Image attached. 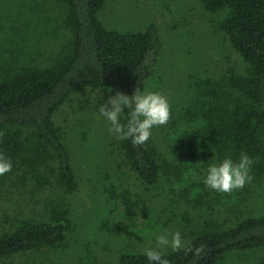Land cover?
Segmentation results:
<instances>
[{
  "label": "trees",
  "instance_id": "trees-1",
  "mask_svg": "<svg viewBox=\"0 0 264 264\" xmlns=\"http://www.w3.org/2000/svg\"><path fill=\"white\" fill-rule=\"evenodd\" d=\"M13 1L24 6L23 18L4 20L9 13L0 14V68L4 66L0 70V153L13 163L1 179L26 176L43 187L51 182L47 174L51 170L56 183L71 193L77 189V179L55 113L85 88L103 89L113 96L147 90L156 77L163 41L153 22L143 28L108 26L101 17L107 0ZM199 1L206 12L221 15L217 30L240 56L244 69L232 65L219 75L192 74L186 79L179 93L187 98L168 124L171 144L161 145L153 131L144 145L117 139L126 163L145 184L162 196L178 193L208 209L186 241L190 251L163 252L169 264H229L226 259L232 253L264 251V207L258 214L236 220L213 219L216 201L233 200L236 190L219 194L202 182L213 160L225 156L236 160L245 152L255 162L252 182L237 190L240 201L255 197L264 184V0ZM52 6L60 9L58 15L57 10L50 12ZM49 36L59 38L57 47L47 45ZM4 61L31 64L11 67L16 64ZM71 211L60 202L48 204L42 218L16 220L0 231V258L40 249L64 252ZM198 248L202 250L197 255ZM144 253H121L117 263L148 264ZM253 264H264V256Z\"/></svg>",
  "mask_w": 264,
  "mask_h": 264
},
{
  "label": "rangeland",
  "instance_id": "rangeland-1",
  "mask_svg": "<svg viewBox=\"0 0 264 264\" xmlns=\"http://www.w3.org/2000/svg\"><path fill=\"white\" fill-rule=\"evenodd\" d=\"M56 10L58 15L60 9L54 6L50 12ZM6 13L9 15L4 20L22 19L24 6L13 0H0V14ZM220 16L206 12L199 0H107L101 13L104 23L112 28H143L149 22L159 28L163 48L155 80L149 82L147 90L168 97L169 122L183 108L187 97L179 89L186 87L190 75H219L232 65L244 69L240 56L217 30ZM55 40L49 36L50 49L57 47L59 38ZM22 63L29 65L31 61L3 64H16L11 66L16 67ZM32 63L43 65L47 61ZM160 76L163 79L158 84ZM111 96V92L103 89L85 88L73 94L55 113L56 128L70 150L77 189L64 192L65 187L56 183L51 170L47 172L51 182L43 187H37L26 176L8 175L1 179L0 175V231L21 218L44 217L48 204L63 202L72 210L64 252L24 251L0 258V264H118L121 253L157 248L155 236L165 229L168 233L180 231L188 241L191 230L208 212L205 207L182 199L178 193L162 196L155 187L138 178L120 153L118 138L109 132V124L97 111ZM169 122L152 130L164 146L171 144L173 138ZM175 122L179 129L178 118ZM162 127L166 130L161 131ZM237 190L233 200L222 197L216 201L213 219L236 220L262 210L264 184L257 189L255 197L241 201V192L238 194ZM262 256L264 251L235 252L226 260L229 264H253Z\"/></svg>",
  "mask_w": 264,
  "mask_h": 264
},
{
  "label": "clouds",
  "instance_id": "clouds-1",
  "mask_svg": "<svg viewBox=\"0 0 264 264\" xmlns=\"http://www.w3.org/2000/svg\"><path fill=\"white\" fill-rule=\"evenodd\" d=\"M101 117L109 124V132L118 139L130 140L133 145H144L151 137L154 127L166 125L171 118L168 97L159 91L137 89L132 95L117 92L97 108ZM214 154V149H213ZM254 158L241 152L238 159L225 156L209 163L202 178L204 186L220 193H231L242 189L253 180L251 169ZM11 159L0 153V175L12 170ZM157 248L144 253L148 264H169L161 249L190 251L180 231H161L155 236ZM202 249H196L198 255Z\"/></svg>",
  "mask_w": 264,
  "mask_h": 264
}]
</instances>
